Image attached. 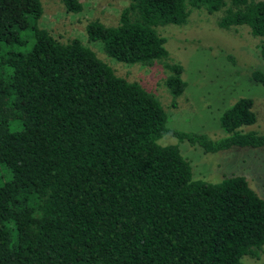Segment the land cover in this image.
Segmentation results:
<instances>
[{
  "label": "trees",
  "instance_id": "16d2710c",
  "mask_svg": "<svg viewBox=\"0 0 264 264\" xmlns=\"http://www.w3.org/2000/svg\"><path fill=\"white\" fill-rule=\"evenodd\" d=\"M66 12L79 0H61ZM221 10L217 25L264 37V0H130L119 23L85 26L90 42L125 64L167 56L156 27L183 25L189 8ZM40 0H0V264H246L264 245V198L242 175L194 179L167 135L204 152L264 146L253 100L220 116L225 136L167 126L159 100L116 75L78 38L39 24ZM264 60V40L260 44ZM166 84L187 86L180 64ZM252 81L264 85L255 69ZM264 264V259L259 263Z\"/></svg>",
  "mask_w": 264,
  "mask_h": 264
},
{
  "label": "rangeland",
  "instance_id": "374dc122",
  "mask_svg": "<svg viewBox=\"0 0 264 264\" xmlns=\"http://www.w3.org/2000/svg\"><path fill=\"white\" fill-rule=\"evenodd\" d=\"M82 10L66 12L61 0H40L43 14L39 20L55 38L66 42L78 38L114 73L137 82L153 94L168 115L167 126L185 132L203 133L212 139L225 136L220 126L222 112L238 98L253 100L256 121L242 126L243 130L264 133V85L252 81L255 69L264 72L260 44L264 37H254L247 26L222 29L217 21L222 11L208 13L204 8H189L183 25H161L157 32L166 38L167 56L152 65L125 64L108 56L99 41L90 42L85 26L97 20L106 26L119 23L121 10L130 0H79ZM168 64L183 67L184 91L174 97L166 84L171 73ZM161 145H177L189 162L194 179L215 183L226 176L242 175L248 185L264 198V146H233L217 152H204L198 144L163 136ZM259 259L243 257L246 264H259L264 259V245Z\"/></svg>",
  "mask_w": 264,
  "mask_h": 264
}]
</instances>
